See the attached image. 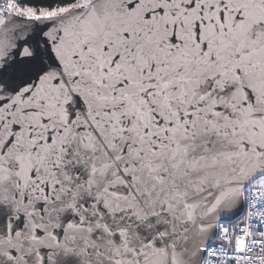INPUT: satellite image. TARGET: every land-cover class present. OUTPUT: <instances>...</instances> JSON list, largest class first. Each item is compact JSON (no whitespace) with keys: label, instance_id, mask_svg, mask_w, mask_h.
Masks as SVG:
<instances>
[{"label":"snow or ice","instance_id":"1","mask_svg":"<svg viewBox=\"0 0 264 264\" xmlns=\"http://www.w3.org/2000/svg\"><path fill=\"white\" fill-rule=\"evenodd\" d=\"M0 264H264V0H0Z\"/></svg>","mask_w":264,"mask_h":264}]
</instances>
